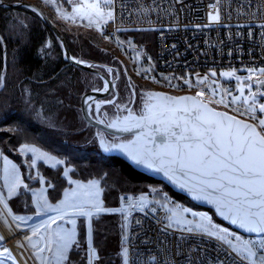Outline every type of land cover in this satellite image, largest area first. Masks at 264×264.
<instances>
[{"label": "rangeland", "instance_id": "374dc122", "mask_svg": "<svg viewBox=\"0 0 264 264\" xmlns=\"http://www.w3.org/2000/svg\"><path fill=\"white\" fill-rule=\"evenodd\" d=\"M22 1L39 2L52 17V20L61 27V30L63 29L71 36L79 34V31H81V33L93 31L100 47L105 49V52L107 48L113 52L119 63L117 66L106 65L107 67L105 69H107L108 76L113 80L114 86L111 93L106 98L98 100L99 102H110L102 107L99 113L100 117L107 123L117 127L129 128L145 121L141 119L142 116L161 112L166 105L172 106L173 101H178V104H182L188 108L192 106L194 100H184V96L188 94L195 96L198 92L197 90L190 89V87L180 83L179 80L175 78L150 79L145 76H135L130 71L127 62L118 53L117 47L104 32L105 24L111 18V16L108 15V13H111L109 10L110 0L107 4H104L101 0L98 9L88 6L96 2V0H9L8 2L15 3ZM28 10L31 9L27 8L26 11ZM98 11L103 12L104 15L102 17L98 16L96 14ZM15 17H17L15 19L17 21H14L19 27L22 25L27 27L30 26L32 17L28 13L17 12L15 13ZM97 42L95 44H97ZM60 49L63 51L62 44L59 40L55 42L52 39H48L41 47V55L47 63L49 62L51 65L55 66V63H59V58L62 57V52L59 53L57 51H61ZM101 62H98V64H104ZM225 73H230L232 75L226 76L224 75ZM203 74L212 82L221 83L224 84V86L233 85L234 98H236L235 102L247 105L252 109L264 106V99L260 100L259 98L261 91L258 85L259 80L264 76V68L208 70ZM191 79H193V77H191ZM191 79L190 81H192ZM148 84H150V87H147ZM90 86L94 87L93 90L98 91H107L108 88H110V85L98 74L93 76ZM46 89H50L46 84L40 89L33 86L32 83H27L23 85L20 94L14 93L12 104L17 101H23L28 108L35 110L36 121L41 127L64 133L66 141L73 143L74 146L91 147L95 146V144H93L95 141H98L103 153L119 154L123 157L135 148H141L139 152L140 150L145 151V149H147L149 136L143 133L138 136H116L98 128H95L93 132L87 131L89 124L83 117L80 101L85 92L80 97L76 96V102L70 104L71 92L65 94L61 90L52 89L50 90L52 95H48L49 91H46ZM45 91L47 93H42V95H40L41 92ZM221 95L222 94L212 88L204 94L206 98L212 99H220ZM66 96H69V99ZM200 96L202 97V94H200ZM234 98H232V100ZM96 103L97 101L95 100L90 107V111L93 115L95 114ZM227 104L225 102H219L214 104V108L223 109L227 107ZM149 109H151V112ZM209 118L212 119L214 117L209 115ZM258 119H264V117H256L252 121L258 126L260 133L264 135V129L259 125ZM224 123L227 124L228 121L225 119ZM205 127H208V125ZM8 130H10L9 127L3 128L0 126V132ZM13 141L9 145V150L11 153L21 157L24 162H22L23 164L16 158H13L12 155L3 152L1 147L8 143L2 141L0 144V203L4 208L6 207L9 214H11L13 223L29 224L39 221V219L41 220L42 218L41 221H43L46 219V216L54 215V213L61 210L93 209L94 201H99L100 206L106 210L117 208H107L104 204L102 197L104 191L102 187L103 179L98 177L89 181L75 179L71 176V172L74 169L72 165L74 162H72L71 159L62 158L56 153L43 149L35 143L15 146ZM112 145H124L125 148L121 150L120 148L111 147ZM105 146H108V150H105ZM147 156V152H145V154L143 153V158L153 165V162L147 159ZM41 162L50 168L64 166L63 176L68 180L69 187L64 190L62 198L56 203L49 200L48 191L50 190V185L47 183V178L40 169L39 164ZM139 165L143 168H149L143 163ZM157 176L160 177L159 175ZM168 176L178 184L188 187L189 189L201 190L221 200L228 201L237 206L245 205L249 208L248 204L241 196L235 194L229 196L226 194V191H219L217 189L216 192H220V194L213 191L212 188L216 183L206 181L205 175L203 177L199 171L174 169L168 172ZM222 189L226 190L225 185ZM26 192L31 194L33 205L37 213L15 214L11 208L10 202L18 206V208L23 209L24 206L21 205L19 201L24 200L22 196ZM142 196L152 200L155 199L153 193L149 194V196ZM192 200L195 203H189L169 196L165 201H160V205L168 210L169 222L172 225L185 229L204 230L217 234L235 245L236 249L242 255L249 257L247 250L254 251L257 244L263 241V236H260V234L245 233L239 229V231H237L234 227L226 226L223 222L226 221L232 225L230 223L231 220L220 208L214 207V209L208 210L196 208L193 204L202 205V203L194 199ZM210 210H213V212ZM108 212L111 211L95 213L90 221H92L94 217L101 215L115 214ZM246 213L249 214L254 221L257 220L250 212ZM221 219L224 221L222 222ZM81 220L85 221L88 229V264H95V261L98 259V254L95 251L96 256H92L94 247L91 240V225L89 226L90 221L83 216L61 217L53 222L47 224L40 222L29 228L20 226L14 228L1 219L0 230L4 232V235L7 236L8 234L11 238L14 237V232L20 229L16 235L20 239L18 246L16 242L12 243L20 250L19 259L23 264H30L29 256L28 259L26 256V253L28 254L30 251L29 249H32V252H34L32 253L30 251V257L36 259V254H39V252L45 248L46 237L49 238V255L46 264H67L71 248L77 241L78 224ZM123 222L127 235L128 225L124 220ZM40 234L42 239H40ZM126 235L125 247L127 241ZM8 245L9 244H5L0 240V254H2L0 255V264H12L7 258V251H5ZM248 259L253 260L251 256Z\"/></svg>", "mask_w": 264, "mask_h": 264}, {"label": "built area", "instance_id": "2783aa9c", "mask_svg": "<svg viewBox=\"0 0 264 264\" xmlns=\"http://www.w3.org/2000/svg\"><path fill=\"white\" fill-rule=\"evenodd\" d=\"M109 10L104 32L135 76L175 78L197 90L195 97L211 109L236 120L264 117L260 107L233 102V85L212 82L202 71L264 68V0H110ZM134 31L153 32L155 42L122 39ZM211 88L220 99L204 96ZM219 102L227 107L214 108ZM109 211L128 225L127 264H264V234L254 251L247 250L250 260L217 234L172 225L164 206L140 194H122Z\"/></svg>", "mask_w": 264, "mask_h": 264}, {"label": "trees", "instance_id": "16d2710c", "mask_svg": "<svg viewBox=\"0 0 264 264\" xmlns=\"http://www.w3.org/2000/svg\"><path fill=\"white\" fill-rule=\"evenodd\" d=\"M34 3L40 6L52 19L44 6L36 1ZM26 9L23 7L14 9L0 7V77L5 79V86L0 89V126L10 128L8 131L0 132V144L2 141L8 143L1 147L3 152L12 155L20 163L23 162L21 157L9 150V145L14 140L15 146L35 143L62 158L71 159L74 162L71 176L75 179L81 181H89L96 177L103 179L102 197L107 208L118 207L124 193H139L145 196L153 193L155 197L153 201L158 204L169 196L195 203L191 198L174 191L160 179L143 173L122 156L103 153L98 141H95L93 143L95 146L91 147L74 146L73 143L66 141L64 133L41 127L36 121L35 110L28 108L23 101L12 104L14 93L20 94L23 85L27 83H32L33 86L40 89L46 84L50 87L49 90L46 89L49 91L48 95H52L50 91L52 89L61 90L65 94L71 92L70 104L76 102V96L80 97L84 92H89L94 88L90 85L95 73L69 65L61 49V51H57L62 52V57L59 58V63H55V66L43 59L41 47L45 41L52 39L58 42L59 39L37 13L32 10H28V12ZM17 12H26L31 15L32 21L29 27L25 25L19 27L15 22L17 21L15 20ZM63 33L74 57L91 63L104 61L101 63L107 66L118 65L119 62L113 52L108 48L105 52V49L100 47L93 31L87 33L79 31V34L73 36L64 30ZM121 37L126 42L137 44L148 41L155 42L154 33L149 31L127 32ZM96 42L97 44H95ZM151 51L153 52L154 48ZM99 68L108 75L107 69ZM183 75L187 76L184 72ZM0 82L1 88L2 81ZM147 87H150V84ZM46 91L41 92L40 95L47 93ZM66 97L69 99V96ZM87 129V131L93 132L95 127L88 125ZM39 166L50 185L49 200L56 203L62 198L64 190L69 187L68 180L63 176L64 166L50 168L42 162ZM22 197L24 200L19 202L24 206L23 209L10 202L13 212L15 214L37 213L31 194L26 192ZM193 205L200 209H212L201 204ZM210 211L213 212V210ZM221 221L224 220L221 219ZM223 223L232 227L226 221ZM91 231L92 244L98 254L95 264H127L126 230L122 215L107 214L94 217ZM67 264H88V229L83 220L78 224L77 241L71 248Z\"/></svg>", "mask_w": 264, "mask_h": 264}, {"label": "snow or ice", "instance_id": "6c2138e0", "mask_svg": "<svg viewBox=\"0 0 264 264\" xmlns=\"http://www.w3.org/2000/svg\"><path fill=\"white\" fill-rule=\"evenodd\" d=\"M100 2L101 0H96L88 6L98 9ZM102 2L107 4L109 0H102ZM96 14L101 17L104 15L99 11ZM108 15L111 16V13ZM211 19L218 21L219 15H212ZM224 75L232 74L225 73ZM0 81H2V77H0ZM184 99L194 100V98ZM172 103L176 104L178 101ZM200 106L207 108V105ZM149 111L151 112V109ZM260 111L264 112V106H261ZM211 115L214 118L210 119L204 113L196 114L195 109L166 105L158 116H142V120L163 125L162 131L168 137L167 142H163L160 149L156 151L145 149V151L151 161L160 162L161 168L168 164L181 170L199 171L201 175L210 176L215 173H223L219 177L220 180H228L229 184H239L246 188L247 191L243 193L244 197L259 198L258 200L247 199L245 201L248 203L249 209L260 210L259 213L252 212L251 215L261 217L259 225L250 228V230L264 232V135L257 132L252 125L235 121L232 117L215 112ZM225 119L228 121L227 124L224 123ZM258 123L264 129V119H258ZM156 131L160 132L161 129L158 128ZM111 147L121 150L125 148L124 145H112ZM105 150H108V146H105ZM128 155L137 164L153 166L151 162L143 158L142 154L128 153ZM169 170L174 169L170 168ZM228 172L239 173V176L229 179ZM248 177L252 179H242ZM220 187H224V185L221 184ZM226 194L231 196L234 192L226 191ZM93 209L95 213L109 211L102 208L99 201L93 202ZM85 214L92 215L93 213ZM2 239L3 237H0V240ZM249 255L252 253L249 252ZM92 256H96L94 249Z\"/></svg>", "mask_w": 264, "mask_h": 264}, {"label": "water", "instance_id": "95a60500", "mask_svg": "<svg viewBox=\"0 0 264 264\" xmlns=\"http://www.w3.org/2000/svg\"><path fill=\"white\" fill-rule=\"evenodd\" d=\"M7 7V8H19V7H26L29 8L33 11H35L44 21V23L53 31V33L56 35V37L59 39V41L62 44V48L64 51V57L66 59V61L68 62L69 65L75 66L77 68H80L82 70L88 71V72H92L95 74H98L101 78H103L104 80H106V82L110 85V88H108V90H102V91H98V90H90L89 92H86L82 98H81V110H82V114L83 117L85 119V121L98 129H101L105 132H108L110 134L116 135V136H138L139 134H142L144 132H147L149 130H153V132L151 133V136H149V149H151L152 151H156L157 149V144H158V139L160 138L159 132L156 131V129H158L157 123H149L147 120L143 121L142 123H140L139 127L132 126L129 128H123V127H117L114 125H111L109 123H107L104 119H102L99 115L100 110L102 109V107H104L105 105H107L108 101H101L99 103L96 104L95 106V114L93 115L90 111V104H88V99L89 98H94L96 101H98L99 99H104L106 98L112 91L113 86H114V82L112 81V79L106 75V73H104L99 67H104L106 68L107 66L105 64H98V63H90V62H86L83 61L81 59L75 58L70 50L69 44L67 42V39L63 33V31L60 29V27L46 14V12L38 5H36L33 2H27V1H22V2H15V3H11L8 2L7 0H0V7ZM5 51H6V46H5ZM7 63V61L5 60V64ZM5 86V79L2 78V87L0 89H2ZM260 87L262 89H264V81L262 82V84L260 85ZM185 100V99H184ZM200 105H206L202 102H199L198 100L194 99V102L192 104V106L189 107V109H195L200 106ZM205 111L211 115L213 112L215 113H220L222 115H226L227 117H230L228 114L224 113V112H220V111H214L212 110L209 106H207V108H204ZM159 114H157L156 116H158ZM235 121H240V120H236ZM242 122V121H240ZM245 123V122H242ZM251 125V124H250ZM253 126V125H252ZM254 127V126H253ZM255 128V127H254ZM256 129V128H255ZM257 131V129H256ZM258 132V131H257ZM138 149V148H137ZM137 149L135 148L132 152V154H135ZM141 149V148H140ZM121 156V155H120ZM123 157V156H122ZM126 161L130 162L134 167H136L137 169H139L140 171H142L143 173L158 178L161 181L165 182L168 186H170L174 191L181 193L191 199L197 200L199 202L202 203V205H205L207 207H211L214 209V207L216 208H220V209H224L228 212H230L231 214L235 215V217L239 218V220H231V224L233 225V227L235 229H239L241 231H244L245 233H251L252 234H262L264 232H256V231H252L250 230V228L254 227L252 226V224L249 222V220L246 217V214L244 212V210H242L240 208V206H237L235 204H232L228 201H224L221 200L215 196L206 194L204 192H202L201 190H194V189H189L188 187L182 186L180 184H178L177 182H175L174 180H172L169 176H168V172L170 171V168L173 169H179L178 167L175 166H170L168 164H165L162 168L160 165L159 161H152L153 162V166L149 167V168H143L141 167L139 164L135 163L127 154L125 157H123ZM149 160H151L150 156L148 155ZM160 169V170H157ZM184 170H188V169H184ZM157 175H159L160 177H158ZM232 175L229 176V179L231 178ZM239 176V173H234V177ZM233 177V178H234ZM242 179H252L251 177L248 178H242ZM221 184L225 185V188L227 189L229 186L228 180H226V182H222V183H218L216 184L212 190L216 192L217 187H219ZM235 190V191H234ZM220 191V190H219ZM247 191L246 188L241 187L239 184H234V186L232 187L231 192H234L235 195H239L241 194V198L246 201L247 199H256L258 200L259 198L256 197H244L243 193ZM218 194H220V192H216ZM248 204V203H247ZM253 210H256L259 213V209L254 208ZM91 225V221L89 226ZM254 232V233H253Z\"/></svg>", "mask_w": 264, "mask_h": 264}, {"label": "bare ground", "instance_id": "6f19581e", "mask_svg": "<svg viewBox=\"0 0 264 264\" xmlns=\"http://www.w3.org/2000/svg\"><path fill=\"white\" fill-rule=\"evenodd\" d=\"M106 81V80H105ZM107 83V82H106ZM167 85V84H166ZM169 86V85H168ZM191 89V88H190ZM200 97V96H199ZM184 98H192V95L188 94L186 97ZM201 98V97H200ZM201 101V99H200ZM95 102V99L94 98H89L88 99V104H92ZM172 107H180V108H185L186 106L182 105V104H173ZM188 108V107H186ZM160 112H155V113H152L151 115L153 116H156L157 114H159ZM198 113H204L205 115H207L209 117V114L205 111V109L201 106H198L196 108V114ZM158 128L161 129V131L159 132V135L161 136L159 139H158V144H157V149H160L162 146H163V142H167L168 140V137L165 133H163L162 129H163V125H160V124H157ZM206 126V125H205ZM153 132V130H149L147 132H144L143 134L147 135V136H151V133ZM163 137V138H162ZM147 149L149 148V143H148V146L146 147ZM139 154H142L143 155V152H138ZM231 176V178L234 177V173L232 172H229ZM234 186V184H229L228 188L226 190L222 189V187H217V190H220V191H228V192H231L232 190V187ZM233 196V195H232ZM238 196H241V194H239ZM242 202V201H241ZM243 203V202H242ZM240 208L242 210H244L245 214H246V217L247 219L249 220V222L252 224V226H258L259 225V221L261 219V217L259 215H256V216H253L254 218H256L257 220H253L249 214H247L246 212H250V214L252 212H256L258 213L256 210H253V209H249L248 207H246L245 205H241ZM223 210V212L231 219V220H239V218L235 217V215L231 214L230 212L224 210V209H221ZM89 212H92L93 214L92 215H86L85 213H89ZM77 214V215H76ZM95 214L94 212V209H74V210H69V211H65V210H61V211H58L57 213H54V215H51V216H46V219H44L43 221H41L39 219V221H35V222H32V223H13L12 222V216L11 214H9L8 210L6 209V207L4 208L2 206V204L0 203V218L3 219V221L7 224H9L11 227H16V226H20V227H24V228H29L31 226H34L36 225L37 223H49V222H53L55 221L56 219H59L61 217H68V216H83L85 218L88 219V221H90L91 217ZM0 219V220H1ZM89 224V223H88ZM9 229V228H8ZM90 229V228H89ZM16 230V229H15ZM20 231V229H17L15 232H14V237H11L7 234L4 235L1 230H0V237H3V239L1 241H3L5 244H9L8 245V248H7V258L9 259V261L12 263V264H23L20 259H19V252L20 250L13 245L12 242H16L17 243V246H18V243L20 242V239L19 237H17V232ZM22 231V230H21ZM30 232V231H28ZM2 233V234H1ZM7 233V232H6ZM90 233V232H89ZM252 233V232H251ZM254 233V232H253ZM13 235V234H12ZM250 237V236H248ZM40 239L41 238V234H40ZM7 247V246H6ZM31 252H32V249H29ZM28 252V254L26 253V256H27V259H28V256H29V261H30V264H35L36 261L37 263L36 264H46L47 260H48V255H49V238L46 237L45 238V248L39 252V254L37 253L36 254V259H33L30 257L31 255V252ZM22 253V252H21ZM34 253V252H32ZM23 254V253H22Z\"/></svg>", "mask_w": 264, "mask_h": 264}, {"label": "crops", "instance_id": "0c3cea01", "mask_svg": "<svg viewBox=\"0 0 264 264\" xmlns=\"http://www.w3.org/2000/svg\"><path fill=\"white\" fill-rule=\"evenodd\" d=\"M7 1H8V0H7ZM110 19H111V18H110ZM199 96H200V95H199ZM200 97H201V96H200ZM136 149H137V148H136ZM139 149H140V148L138 147V149H137V151H136L135 154H139V153H138V152H139ZM133 150H134V149H133ZM133 150H132V151H133ZM132 151H131V152H132ZM141 151H142L144 154H145V152H146V151L140 150V152H141ZM109 154H110V153H109ZM127 154H128V153H127ZM147 159H149L148 156H147ZM165 159H168V158H165ZM225 171H227V170H225ZM195 174H198V173H195ZM222 174H223V173H215V174L210 175V176H209V175H205V180L207 179L206 181H212V182H214V183H216V184H218V183H222V182L225 183L226 180H220V179H219V177H220ZM202 176L204 177V175H202ZM229 176H230V174H229V172H228V177H229ZM209 179H210V180H209ZM216 184H214V186H215Z\"/></svg>", "mask_w": 264, "mask_h": 264}, {"label": "flooded vegetation", "instance_id": "af4514ba", "mask_svg": "<svg viewBox=\"0 0 264 264\" xmlns=\"http://www.w3.org/2000/svg\"><path fill=\"white\" fill-rule=\"evenodd\" d=\"M263 80H264V78H261L260 80H259V87H260V85L262 84V82H263ZM259 90L261 91L260 93H264V89H262L261 87L259 88ZM195 190V189H194Z\"/></svg>", "mask_w": 264, "mask_h": 264}]
</instances>
